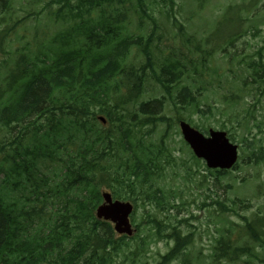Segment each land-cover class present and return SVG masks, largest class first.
I'll return each mask as SVG.
<instances>
[{
    "label": "trees",
    "instance_id": "1",
    "mask_svg": "<svg viewBox=\"0 0 264 264\" xmlns=\"http://www.w3.org/2000/svg\"><path fill=\"white\" fill-rule=\"evenodd\" d=\"M18 1L0 0V264H124L118 258L126 256L131 241L136 248L128 251L135 257L146 243L139 226L133 236L118 235L109 221L95 216V208L103 187L114 199L136 206L137 199L166 211L174 205L181 188L165 183L167 171L180 160L186 174L195 176L192 165L200 160L185 143L193 164L175 156L165 141L167 133L158 131L160 122L170 128V122L185 120L206 134L216 128L205 124L208 117L220 114L225 119L218 118V129L247 152L242 162L264 164V138L251 136L252 125L257 126L256 104L244 102L249 84L264 93L260 47L257 58L240 67L239 81L220 90L210 82L215 69L209 63L219 52L220 57L231 54L208 37L191 38L181 31L191 45L186 55L159 58L153 52L163 33L152 5L159 4L160 14L182 30L176 0H50L56 7L49 5L43 15L60 26L45 36L35 26L32 40L16 36L18 29L37 22L42 12L25 9L19 18L14 13ZM256 1L229 4L219 14L217 25L235 27L225 38L229 43L246 33L247 11L260 16ZM132 52L144 61L134 60ZM149 79L181 110L177 116L158 114L164 97L140 100ZM154 133L159 136L153 138ZM237 167L238 162L232 169ZM206 170L217 182L230 172ZM214 201L221 208L219 234L209 260L202 263L264 264V215L233 211L242 221L235 223L226 218L232 210ZM147 217L153 227L146 229H154L156 236L151 240H172L155 264L177 259L190 264L185 250L193 242L191 232L182 234L181 226L167 230L155 216Z\"/></svg>",
    "mask_w": 264,
    "mask_h": 264
},
{
    "label": "rangeland",
    "instance_id": "2",
    "mask_svg": "<svg viewBox=\"0 0 264 264\" xmlns=\"http://www.w3.org/2000/svg\"><path fill=\"white\" fill-rule=\"evenodd\" d=\"M240 1L204 0V2H201V0H176L175 15L177 21L182 24V30H179L177 25L172 24L173 20L171 18L168 19L162 16L160 14V5L153 3V14L157 21L160 22L163 33L161 37L162 41L154 45V54L159 58L167 53L171 56L176 55V57H178L177 55H186L187 49L191 48V45L182 37L180 34L181 31L191 36V38L207 39L205 37H208L209 39L207 40L209 43H218L226 48L225 54H231L230 58L228 56L220 57L219 55L221 53L219 52L218 57L210 61L209 66L213 70L215 69V75H212V79L210 77V82L220 90L231 88V86L239 81V77L241 76L239 70L244 64V61L248 58H257L255 55L257 48L260 47L262 49L261 53L264 59V0L256 1L260 15L258 18L253 16L255 11H247L245 13L246 21H244V27L246 33L239 37V39H235L232 43H229L228 39L225 38L229 35L228 31L235 30L233 23L230 25L225 21L226 24L223 26L216 24L220 16L219 14H221L224 7L229 4L239 3ZM49 5L53 9L56 7V4L50 2V0H20L15 3L14 13L19 18L25 15V9H37L42 12L37 22L31 20V25H26L24 29H18L19 35L16 36L21 35L27 40H32L33 37L31 35L35 31V26H38L36 33L40 36L51 34L58 29L60 26L58 21L54 20L52 16L48 17L43 15L46 12V7ZM131 26L132 29H135L136 23L132 22ZM18 41L23 42L21 39ZM16 44L19 45L18 42ZM197 53V51H193V55ZM130 57H134V60L139 63L144 61L140 53L135 55L132 52ZM1 58H4L2 51H0ZM204 77L209 78L206 75ZM255 96L260 99L259 103L255 102ZM161 97H164L166 103L162 104L160 110H158V114H164L168 118L177 116L181 110L177 106H173L167 99L166 94L153 86V80L149 79L146 82L145 91L140 100ZM211 97L219 103L218 96L211 95ZM244 102L246 104L250 103L249 105L256 104L254 114L256 116L257 126L252 125L251 136L254 135L258 139L264 138V93L256 89L255 85L249 84L248 93L245 96ZM208 118L205 124L207 125L209 123L212 127L216 128H218V118L225 119L220 114H217L214 118ZM192 119L194 122L198 120L196 115L192 116ZM170 123V128L167 127L166 122L158 123V131L162 135L167 133L165 141L173 150L174 155L187 160L189 159V150L183 142L178 123ZM158 136V133L153 134V138ZM233 143L240 146V143L237 141H233ZM238 151V167L231 170L228 175L221 177L219 182L216 181L214 175L208 173L203 161H200L198 166H195L192 165L193 163L190 160H187L192 165V170H197L195 176L189 177L185 172L184 166L178 160V164L172 170L169 169L167 171L168 175L165 178V183L172 188L180 186L181 194L179 198L173 201L174 205L168 211L158 209L153 201L137 199L136 206L134 202L129 200L134 208L130 215V220L133 224L132 227L136 228V233V226H139L138 233L140 236H145L146 243L136 249L138 254L133 257L128 250L134 251L136 245L134 241H131L130 246L125 248L126 256L119 257L118 261L124 264H155L159 256L166 253L172 245V240L161 239L153 241L150 239L156 236L154 229L151 231H147L146 229L153 227L147 214L150 215V218L155 216L154 218L167 224V230H170L172 226H181L183 228L182 234L191 232L193 242L185 250L190 257V264H203L202 262L209 260L208 255L214 243V238L219 234L218 229L220 226L217 214L221 212V208L214 201L215 199L223 201L224 205L232 210L226 214L228 221L235 223L242 222L233 211L239 215H249L250 212L264 215V164H244L242 159L247 156V152L245 150L240 151V149ZM243 178L246 180L244 183H242ZM200 180L202 181V185L200 184ZM207 187H209V190H207ZM102 190L107 191L104 187L101 188ZM241 200L243 202H240ZM203 202H205V205H202ZM247 203L250 207H245ZM135 206L137 207L136 209ZM224 224L230 225L227 221ZM178 262L177 259L173 260L170 264H178ZM256 264L263 263L256 262Z\"/></svg>",
    "mask_w": 264,
    "mask_h": 264
},
{
    "label": "water",
    "instance_id": "3",
    "mask_svg": "<svg viewBox=\"0 0 264 264\" xmlns=\"http://www.w3.org/2000/svg\"><path fill=\"white\" fill-rule=\"evenodd\" d=\"M99 119L104 122L101 116ZM179 129L195 157L204 160L207 167L229 169L235 163L237 146L229 141L225 131L209 129L205 135L182 120L179 121ZM101 195L103 202L95 210L96 217L112 222L117 233L132 235L135 231L129 221L132 204L128 201L112 200L107 191H103Z\"/></svg>",
    "mask_w": 264,
    "mask_h": 264
}]
</instances>
